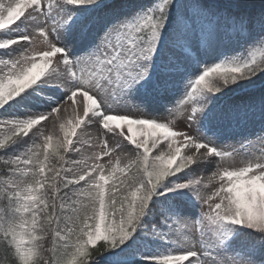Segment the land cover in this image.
<instances>
[{
	"label": "snow or ice",
	"instance_id": "obj_1",
	"mask_svg": "<svg viewBox=\"0 0 264 264\" xmlns=\"http://www.w3.org/2000/svg\"><path fill=\"white\" fill-rule=\"evenodd\" d=\"M0 264H264V0H0Z\"/></svg>",
	"mask_w": 264,
	"mask_h": 264
},
{
	"label": "rangeland",
	"instance_id": "obj_2",
	"mask_svg": "<svg viewBox=\"0 0 264 264\" xmlns=\"http://www.w3.org/2000/svg\"><path fill=\"white\" fill-rule=\"evenodd\" d=\"M234 54H237V53H234ZM179 126H182V124H180Z\"/></svg>",
	"mask_w": 264,
	"mask_h": 264
}]
</instances>
